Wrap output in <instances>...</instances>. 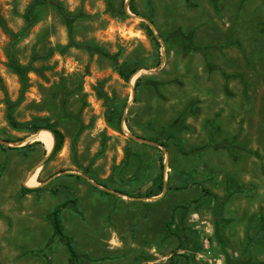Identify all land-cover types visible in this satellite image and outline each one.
Listing matches in <instances>:
<instances>
[{
	"label": "rangeland",
	"instance_id": "obj_1",
	"mask_svg": "<svg viewBox=\"0 0 264 264\" xmlns=\"http://www.w3.org/2000/svg\"><path fill=\"white\" fill-rule=\"evenodd\" d=\"M58 1L0 0V264H264V0Z\"/></svg>",
	"mask_w": 264,
	"mask_h": 264
},
{
	"label": "trees",
	"instance_id": "obj_2",
	"mask_svg": "<svg viewBox=\"0 0 264 264\" xmlns=\"http://www.w3.org/2000/svg\"><path fill=\"white\" fill-rule=\"evenodd\" d=\"M43 6H48L51 7L53 10L56 11V13L59 15V17L62 19L63 23L65 24L66 28L68 31H70L72 29V25L75 21L76 16H74L73 14H71L65 7L64 5L58 1V0H31L26 14H25V21L27 26H31L34 23V19H35V15H36V11ZM131 11L133 13L134 9L132 7H130ZM123 15L127 16L126 12L123 11L122 12ZM0 26L4 27V21L2 20V18L0 17ZM143 28L144 31L147 35V37L152 40L155 45H158V41L154 35V33L152 32V30L150 29V27L146 24H143ZM75 46L77 47H84L88 50H90V52H97V53H101L100 49H93L89 46L83 45V44H75ZM11 69L13 71V73L19 78L21 85L26 86L27 83V73L29 71V68L26 66H22L19 63H17L14 59H11ZM138 71V68L136 67H132V68H126V67H118L117 68V72L118 75L120 76V78L125 81V82H129L130 79L135 75V73ZM9 121L11 122V124L15 127H17V124L12 120V118L9 116ZM118 118V122H119ZM31 133L35 134L38 130L40 129H46L49 130L53 136L54 139V144H53V148L52 151L49 155V158L53 157L54 155H56L58 152L61 151L63 144H64V135L63 133L58 130L55 127L49 126V125H33L30 128ZM12 142V141H10ZM34 143H39V142H34ZM33 144H30L28 146L23 147L22 149L26 148V147H31ZM9 149H19V148H9ZM162 185H163V174L161 173L159 176V184H158V189H159V193L160 194L162 192ZM42 188L38 187V188H27V187H23L21 189L22 193L24 195L32 193V192H37L39 190H41ZM68 203H65L63 205H67ZM173 219H174V214L172 213L170 216V220L168 222H166L165 227H166V231L175 236L178 240V246L182 245L181 242V238L179 236V234H177L173 229H172V224H173ZM51 221H52V226L54 228V231L56 232V234L60 235L64 240H65V245L68 251V255L71 259V261L73 262H77L78 261V255L72 245L71 240L68 238V236H66L64 234L62 225H61V221L59 218V209L54 210L52 212V216H51ZM189 264V263H188Z\"/></svg>",
	"mask_w": 264,
	"mask_h": 264
},
{
	"label": "bare ground",
	"instance_id": "obj_3",
	"mask_svg": "<svg viewBox=\"0 0 264 264\" xmlns=\"http://www.w3.org/2000/svg\"><path fill=\"white\" fill-rule=\"evenodd\" d=\"M33 139L41 142L42 145L44 146V148L48 152H50L52 150L53 144H54V139H53L51 132H49L47 130H41L33 136ZM35 177H36V173L30 179L27 180L28 186H30V187L36 186Z\"/></svg>",
	"mask_w": 264,
	"mask_h": 264
},
{
	"label": "water",
	"instance_id": "obj_4",
	"mask_svg": "<svg viewBox=\"0 0 264 264\" xmlns=\"http://www.w3.org/2000/svg\"><path fill=\"white\" fill-rule=\"evenodd\" d=\"M144 21L146 22V24L150 27V29L152 30V32L154 33V27H153V24L151 23V22H149V21H147V20H145L144 19ZM156 38H158L159 39V37L158 36H156ZM41 130H46V129H40V130H38L36 133H38L39 131H41ZM47 131H49V130H47ZM50 132V131H49ZM35 133V134H36ZM134 139V138H133ZM134 140H137V139H134ZM143 142V141H142ZM5 143H8V144H13V143H9V142H5ZM20 144H23V143H26V141H21V142H19ZM15 144V143H14ZM52 151V150H51ZM51 151L48 153V154H46V156L39 162V164L37 165V167H35L34 169H32L31 171H30V173H29V175H28V178L27 179H30L34 174H35V172H36V170L39 168V167H41L42 165H43V163L45 162V160L46 159H48L49 158V155H50V153H51ZM84 178H86V180H88V181H91L89 178H87V177H84ZM92 183V182H91ZM94 184V183H93ZM95 185V184H94ZM28 188V187H27ZM165 190H163V192H164ZM157 198H159V197H156V198H154V199H157Z\"/></svg>",
	"mask_w": 264,
	"mask_h": 264
},
{
	"label": "crops",
	"instance_id": "obj_5",
	"mask_svg": "<svg viewBox=\"0 0 264 264\" xmlns=\"http://www.w3.org/2000/svg\"><path fill=\"white\" fill-rule=\"evenodd\" d=\"M35 145H40V146H42V148L44 149V147H43V145H42V143L41 142H39L38 144H35ZM45 150V149H44ZM49 152L47 151V150H45V156H46V154H48ZM28 188H38V186H35V187H28ZM41 188V187H40ZM40 191H42V189L41 190H39V191H37V192H32V193H29L30 195H32V194H37L38 192H40ZM26 195H28V194H26ZM75 199H78V196H75ZM63 204H65V203H63ZM54 210H57V207H55L54 208ZM59 218H60V211H59ZM60 221H61V219H60ZM62 225V224H61Z\"/></svg>",
	"mask_w": 264,
	"mask_h": 264
}]
</instances>
